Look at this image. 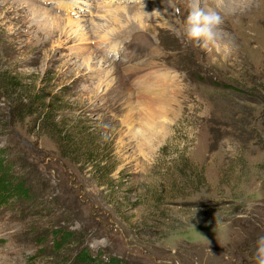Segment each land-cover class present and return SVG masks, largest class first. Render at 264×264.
Instances as JSON below:
<instances>
[{
	"label": "rangeland",
	"instance_id": "1",
	"mask_svg": "<svg viewBox=\"0 0 264 264\" xmlns=\"http://www.w3.org/2000/svg\"><path fill=\"white\" fill-rule=\"evenodd\" d=\"M198 2L220 52L185 42L193 0H0V264H256L264 0Z\"/></svg>",
	"mask_w": 264,
	"mask_h": 264
},
{
	"label": "clouds",
	"instance_id": "2",
	"mask_svg": "<svg viewBox=\"0 0 264 264\" xmlns=\"http://www.w3.org/2000/svg\"><path fill=\"white\" fill-rule=\"evenodd\" d=\"M222 0H217V7ZM186 19L183 21L182 35L186 43L208 51H221L223 36V17L215 8L202 7L198 0H193ZM256 264H264V236L258 238L254 251Z\"/></svg>",
	"mask_w": 264,
	"mask_h": 264
},
{
	"label": "bare ground",
	"instance_id": "3",
	"mask_svg": "<svg viewBox=\"0 0 264 264\" xmlns=\"http://www.w3.org/2000/svg\"><path fill=\"white\" fill-rule=\"evenodd\" d=\"M79 2V1H78ZM130 8V7H129ZM77 11V10H76ZM117 13H118V11H117ZM116 13V11L114 12V15L115 14H117ZM121 16V15H120ZM130 17H133V18H136L137 20H139L140 22H143L144 20H143V17H142V14L140 13V12H135L134 13V15L133 16H130ZM131 19V18H130ZM68 22L69 23H73L72 21H70V20H68ZM67 22V23H68ZM98 25H99V27H101V29H107V28H109V24H107V25H105V24H99L98 23ZM59 26V25H58ZM78 29V28H77ZM75 31V30H74ZM74 31H72V33H74ZM75 35V34H74ZM78 35V34H77ZM105 35H112V32H110L109 31V29H108V31L106 32V34ZM71 36V35H70ZM133 46V45H132ZM134 49V48H133ZM142 48L139 50V52H142ZM109 51V50H108ZM112 53L114 54V53H116L115 52V49L114 50H112ZM87 61V60H86ZM85 63V62H84ZM104 64V63H103ZM112 63H110L109 64V66L111 65ZM75 66V63H72V64H69V68L70 67H74ZM87 67L91 70V72L93 71V66L91 65V64H89V62L87 63ZM133 67V66H132ZM137 67V66H136ZM113 68V70H112V72L110 73V75L111 76H114V73H116L117 71H116V69H115V66H113L112 67ZM134 68V67H133ZM138 68V67H137ZM135 73V72H134ZM158 78V77H157ZM114 80H115V82L113 81V87H111V89L113 90L114 88H115V86L116 85H118L117 83H120V84H122V80L120 79V77L119 76H114ZM155 80V79H154ZM157 80V79H156ZM165 89V88H164ZM164 89L163 88H161L160 90H155V91H153V93H146V94H142V95H149L147 98V100H145L146 102L144 103L146 106H148L149 108H153V112H157V113H159V114H162V112H163V110H166L167 109V105H165L166 104V97H164L165 95L163 94L164 93ZM155 92V93H154ZM157 92V93H156ZM158 93H161L159 96L158 95H156V94H158ZM153 95H156V98H154L153 97ZM152 97V98H151ZM146 98V97H145ZM141 101V100H140ZM156 107H158L160 110H158ZM144 108V107H143ZM152 115V114H151ZM150 125V124H149ZM144 126V125H143ZM151 126V125H150ZM157 128V127H156ZM142 129V128H141ZM142 131H144L143 132V137L142 138H144V141H149L150 139H149V137L153 134H156L151 128H149V126L148 127H146V126H144V129L142 130ZM158 131V130H157ZM156 136V135H155ZM153 138V137H152ZM150 141H152V140H150Z\"/></svg>",
	"mask_w": 264,
	"mask_h": 264
},
{
	"label": "trees",
	"instance_id": "4",
	"mask_svg": "<svg viewBox=\"0 0 264 264\" xmlns=\"http://www.w3.org/2000/svg\"><path fill=\"white\" fill-rule=\"evenodd\" d=\"M189 167H190V168H188V166H187V168H188L189 170H191V171L194 170V169H192L191 166H189ZM194 168H195V167H194ZM177 171H178V172H181V173L179 174V176L183 177V175H185L184 178H183V180H186V179H187L186 176L189 175L187 172H185V171H184L183 169H181V168H177ZM195 175L198 176V178H199L198 181H199V182H201V180L204 179L202 173L199 172V170L195 173ZM185 178H186V179H185ZM176 179H177L176 177H172V178H171V181H173V182H171V186H170V188L167 190V191H169L168 196H170V197H175L176 194H180V196H181L183 193H185V186H184V184H183L182 186L179 187V186L175 183V180H176ZM187 180H188V179H187ZM188 181H189V180H188ZM5 185H7V184H5ZM5 185H4V186L1 185V187H5ZM197 185H199V184H197ZM190 186L193 187V182L190 184ZM195 187H196V186H195ZM14 188H15L17 191H20L19 194H21V193H22V194L26 193L25 187L22 186L21 181H20L19 183H17V184L14 186ZM0 192H1L2 196H6V195H4V194H6V192H4L2 189H0ZM8 193L11 194V192H8ZM164 213H165L164 211H161V214H162V215H164ZM85 255H86V256L83 257L84 259H92V258H93V257L90 256L87 252L85 253ZM250 264H254V261H251Z\"/></svg>",
	"mask_w": 264,
	"mask_h": 264
}]
</instances>
